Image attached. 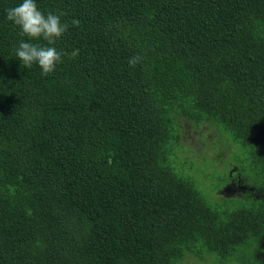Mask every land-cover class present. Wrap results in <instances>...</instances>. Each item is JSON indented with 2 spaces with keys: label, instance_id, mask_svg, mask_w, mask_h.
Segmentation results:
<instances>
[{
  "label": "trees",
  "instance_id": "1",
  "mask_svg": "<svg viewBox=\"0 0 264 264\" xmlns=\"http://www.w3.org/2000/svg\"><path fill=\"white\" fill-rule=\"evenodd\" d=\"M20 3L0 0V264H264V0H36L69 25L54 45L7 21ZM22 39L62 63L23 67Z\"/></svg>",
  "mask_w": 264,
  "mask_h": 264
},
{
  "label": "clouds",
  "instance_id": "2",
  "mask_svg": "<svg viewBox=\"0 0 264 264\" xmlns=\"http://www.w3.org/2000/svg\"><path fill=\"white\" fill-rule=\"evenodd\" d=\"M63 15V12L52 11L45 14L38 8L36 0H22L18 6L6 10L7 21L21 29V36L28 37L29 40L42 38L48 45H54L67 33L69 25L62 23ZM72 26L79 27V20L73 19ZM63 55L55 47L40 46L23 39L16 49V58L22 62L23 67L30 69L37 64L45 76L54 72L58 63H62ZM141 59L140 56H133L128 63L135 67Z\"/></svg>",
  "mask_w": 264,
  "mask_h": 264
},
{
  "label": "rangeland",
  "instance_id": "3",
  "mask_svg": "<svg viewBox=\"0 0 264 264\" xmlns=\"http://www.w3.org/2000/svg\"><path fill=\"white\" fill-rule=\"evenodd\" d=\"M203 129L206 131V136L208 137V138H210V139H214L216 136H217V131H216V129H214V128H212V125H208V124H204L203 125ZM183 143L186 145V146H188L189 148H192V150H191V152L190 153H192L193 155H194V157L195 156H197V157H205V156H207V157H211L212 156V150H210L209 149V147L208 146H206V145H204L200 140H198L196 137H195V133L194 132H189L188 134H186L185 136H184V138H183ZM225 146L227 147V148H231V144H230V142L229 141H227L226 143H225ZM230 159H231V155L230 154H228V153H224V154H222V157H221V161L223 162V163H227V162H229L230 161ZM240 168V167H239ZM239 168L238 169H236L235 170V172H233V173H239ZM227 177H232V175H228ZM238 177L240 178V177H246V179L248 178L249 179V177L247 176V175H241V174H238ZM252 182H253V180H252ZM208 183L211 185V183L212 182H207L206 183V187H207V185H208ZM254 184V183H253ZM212 187H214V188H216V187H218L219 185H215L214 183H212V185H211ZM240 186H242L243 187V185L242 184H240ZM252 188H250V190H251ZM224 191V192H223ZM243 191H244V189H242V188H240V187H237L236 189H230V187H227V188H225L224 190H221L218 194H220V193H223V197H228V196H230L231 194H236V195H242V194H244L243 193ZM256 195L258 196V198H260V197H263L264 196V194L263 193H261V192H256ZM216 203H218V200H217V202ZM259 246H256V251L254 252V254L252 255V254H250V253H248L247 251H241V252H239L238 253V258H240L241 259V261H243V262H247V261H252V257L253 258H257V254H258V248ZM245 252L247 253V258L245 257ZM184 264H203V263H200V262H198L197 261V259H195L193 256H187L186 257V260H185V262H184Z\"/></svg>",
  "mask_w": 264,
  "mask_h": 264
},
{
  "label": "flooded vegetation",
  "instance_id": "4",
  "mask_svg": "<svg viewBox=\"0 0 264 264\" xmlns=\"http://www.w3.org/2000/svg\"><path fill=\"white\" fill-rule=\"evenodd\" d=\"M238 187H240V188H242V189H244V191H246V189L244 188V187H242V186H238ZM256 192H257V190H256ZM256 195V194H255ZM257 196V195H256ZM264 197V196H263Z\"/></svg>",
  "mask_w": 264,
  "mask_h": 264
}]
</instances>
